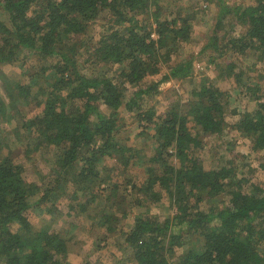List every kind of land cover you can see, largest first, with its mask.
<instances>
[{
    "label": "trees",
    "instance_id": "obj_1",
    "mask_svg": "<svg viewBox=\"0 0 264 264\" xmlns=\"http://www.w3.org/2000/svg\"><path fill=\"white\" fill-rule=\"evenodd\" d=\"M159 1L0 0V9L10 23L0 20V68L20 62L25 54L37 59L36 65L24 70L35 71L31 78L37 87L8 84L4 88L10 102L7 104L0 96V121L12 127L5 131L0 143V264H70L66 257L72 251L71 244L50 225L35 228L27 213L34 206H45L56 190L69 197L74 215L87 213L97 196L107 191L101 187L91 189L90 184H97L105 172L111 179L108 160L119 163L125 174L145 161L147 178L139 185L131 181L133 189L138 188L154 201L160 199L156 190L159 187L168 193L178 211L163 223L138 219L129 231L116 224L119 219L114 212L101 211V228L109 234L119 232L133 263L171 264L164 238L169 236L171 246H183L179 229L186 228L198 236L202 247L191 249L178 264H264V184L255 183L247 189L242 182L231 180L232 168L207 170L197 155L203 143L193 130L220 135L232 124L236 113L230 111L228 94L204 79L192 87L186 104L178 100L170 106L164 120L138 104L140 99L158 92L162 82L186 81L194 73L191 62L174 66L170 62L190 42L195 17L178 14L174 19H165ZM219 4L227 5L223 0ZM107 10L122 30L105 34L92 52L97 62L119 68L113 76L103 79L79 75V51L73 41ZM225 10L223 16L233 13L246 32L228 45L223 42L221 49L242 55L254 52L264 61V0ZM223 19L215 27V38ZM52 59L58 60L50 66L47 63ZM163 66L170 70L162 81L139 89L126 105L146 128L141 136L151 135L147 129L154 131L143 140L151 147L146 148L149 153L145 160L137 144L124 146L119 140L120 110L125 105L127 89L147 84ZM235 68L229 65L227 76H232ZM243 76V72L236 74L239 84ZM252 87L249 84L246 88L251 91ZM255 90L262 93L256 97L255 110L245 113L235 127L253 140L255 150L264 151V87ZM19 101L31 110H43L21 123ZM23 133L32 138L22 146ZM5 148L8 152H4ZM45 152L53 155L54 179L52 187L43 191L26 179L24 164L34 153ZM71 174V182L77 187L72 193L64 187L70 183ZM101 182L108 185L106 180ZM122 185L118 182L107 186L111 190L105 200L116 207ZM250 188L254 193L249 192ZM122 192L134 196V191ZM220 196L228 197L223 209L202 210L204 203ZM84 197L87 204L80 205Z\"/></svg>",
    "mask_w": 264,
    "mask_h": 264
},
{
    "label": "rangeland",
    "instance_id": "obj_2",
    "mask_svg": "<svg viewBox=\"0 0 264 264\" xmlns=\"http://www.w3.org/2000/svg\"><path fill=\"white\" fill-rule=\"evenodd\" d=\"M223 1L227 4L226 7L220 6L219 0L159 1L163 12L162 17L165 19H174L178 17V14L194 15L195 17L190 42L182 46L178 55L173 57L170 62L171 66L191 62L194 73L186 81L169 80L162 82L158 92L140 99L138 104L145 111L152 109L159 120H164L171 109L170 106L175 105L178 100L181 104H186L190 100L192 87L201 84L204 79H208L210 83L225 91L229 97L230 111L236 113L231 122L232 124L220 135H204L199 129L193 130L194 133L198 132L197 134H199L203 143L197 155L207 170L222 167L232 168L231 180L242 182L249 189L255 183L264 184V151L255 150L253 140L242 135L239 129H236L235 124L245 113L254 111L257 106L258 100L256 97H260L262 93L255 92V88L264 87V61L260 60L254 52L242 55L231 50L221 49L223 42L228 45L231 39L239 38L246 32V28L237 23L233 13H227L226 17L223 16L227 12L225 8L252 5V0ZM112 15L108 10L103 12L98 19L90 23L86 33L74 39L73 43L77 44V50L79 51L77 56V72L79 75L103 79L113 76L119 68L117 65L97 62L92 52L95 47H98L99 41L105 34L110 33L111 30H122L121 24H118V20ZM222 17L224 18L221 22L223 26L220 31L218 30V36L215 38V27ZM0 20L10 25L7 15L1 9ZM149 21L152 22L154 19L151 17ZM214 40L220 41V44H216ZM57 60L52 59L47 64L51 66ZM36 64V58L25 54L20 57V62L3 65L0 68V96L7 104L10 100L7 98L4 85L20 84L28 86L30 84L37 87V84L31 78L35 75V71L24 72L25 69H29L30 66ZM229 65L236 66L232 76H227ZM168 67L163 66L158 75L147 80V84L144 83L139 88L129 87L125 92V105L120 110L119 140L124 146L131 147L137 144L138 148L142 150L141 154L145 156V160L148 159L146 154L149 152H146L148 146L143 140L151 137L154 131L153 129H147L151 135L141 136L146 128L138 122L136 112H130L126 105L139 89L145 88L146 85L151 83L162 81L164 76L169 73L170 68ZM241 72L244 73V76L242 84H239L236 74ZM249 84L254 87L251 91L246 88ZM17 110L21 116L19 121L23 123L26 118L29 119L41 113L43 108L31 110L23 101H19ZM104 112L108 113L107 110ZM10 130H12L11 125L0 121V143L5 139L3 137L5 131ZM26 135L23 133L22 146L27 144L28 138H32ZM29 142H31L30 139ZM148 149L151 150V147ZM18 151H22L21 148H18ZM4 152H8V149L5 148ZM53 160V155L48 152L43 153V155L34 153L30 161L24 164L26 179L42 188L43 191L51 188L54 179ZM106 162L111 170V179H109V173L105 172L101 180L108 181V185L118 182L123 184L119 195V206L116 207L111 201L105 200L110 195L111 187L107 188V182L103 184L99 180L97 184H90V187L96 190L99 187L106 188L107 191L104 196L99 194L96 202L89 206L87 213L80 216L74 215L70 212V207L74 204H71L69 197L62 193L65 190L64 187H66L67 192L76 191L75 182H71L72 173L70 183L64 185L60 190L62 194H59V191L56 190L45 206H34L27 213L29 221L35 228L50 225L53 231L63 236L71 244L72 251L66 257L67 262L70 264H135L131 261V251L124 246V238L119 235V232L109 234L107 230L101 228L102 221H99V219L102 216V210L104 213L114 212L119 219L117 220L118 223H115L127 231L138 219L149 218L163 223L178 214L177 207L174 206L173 200L165 190L159 187L156 188L160 199L153 201L140 193L138 188L133 189V184L139 185L147 178L146 169L148 165L145 161H142L126 174L121 171L122 166L119 163L114 160ZM131 181H134L132 185L130 184ZM122 190L134 191V196L131 197ZM251 190L250 188L249 192ZM252 193L254 192L251 191ZM86 199L84 197L80 200L83 201L80 205H86ZM227 202V196H220L204 203L202 210L223 209ZM75 203L79 205L78 201ZM91 216H94L96 221L90 219ZM179 231L183 236L181 240L183 246H171L169 236L164 238L165 253L171 264H178L179 259L191 249L202 247L198 236L188 233L186 228L182 231L179 229Z\"/></svg>",
    "mask_w": 264,
    "mask_h": 264
}]
</instances>
